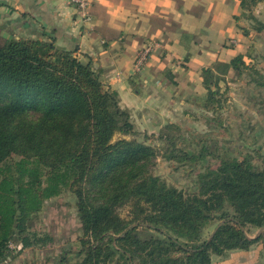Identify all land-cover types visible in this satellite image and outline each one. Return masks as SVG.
Here are the masks:
<instances>
[{"label":"trees","instance_id":"1","mask_svg":"<svg viewBox=\"0 0 264 264\" xmlns=\"http://www.w3.org/2000/svg\"><path fill=\"white\" fill-rule=\"evenodd\" d=\"M258 1L240 0V7L252 29L264 32V21L252 13ZM249 54L202 69L205 109L219 101V82L229 69L254 70L244 60ZM101 74L53 37L0 44V263L11 254L9 243L31 244V221L45 200L64 191L76 197L82 232L76 264H210L213 255L254 242L264 251V230L248 235L264 226V152L221 155L197 172L196 191L186 193L153 173L156 147L135 137L113 140L136 130ZM172 129L179 128L159 129L166 158L204 159L205 147L198 153L178 148ZM125 205L126 217L119 212ZM140 226L157 233L142 237Z\"/></svg>","mask_w":264,"mask_h":264},{"label":"crops","instance_id":"2","mask_svg":"<svg viewBox=\"0 0 264 264\" xmlns=\"http://www.w3.org/2000/svg\"><path fill=\"white\" fill-rule=\"evenodd\" d=\"M87 1L83 12L68 0H0V44L53 37L57 47L101 70L135 129L144 132L149 125L153 131L161 121H174L178 107L204 97V67L246 54L264 36L254 29L244 33L240 0ZM259 5L264 8V0ZM147 45L148 57L135 69L137 53Z\"/></svg>","mask_w":264,"mask_h":264},{"label":"rangeland","instance_id":"3","mask_svg":"<svg viewBox=\"0 0 264 264\" xmlns=\"http://www.w3.org/2000/svg\"><path fill=\"white\" fill-rule=\"evenodd\" d=\"M256 10H260V18L264 21V8L259 5ZM243 15L246 19H242L243 23L252 29L247 12ZM259 41L260 44L256 46L250 44V54L245 60L254 70H242L241 73L234 71L223 76L219 82V101L214 103L212 109L203 107L202 97L187 102V106L178 107V116L174 121L160 122L161 127L167 123L178 126V130H171L178 148L198 153L205 147L206 156L203 160L188 164L179 162L177 156L166 158L164 153L167 145L158 138L160 126L149 131L153 127L147 125L145 132L138 126L135 135L115 134L113 140L135 137L156 147L153 173L186 193L196 191L197 172L207 166H214L221 155L230 154L241 158L248 153L253 156L263 153L264 84H257L255 78L264 83V36ZM168 114L170 112L166 116ZM75 201L76 197L70 191L45 200L36 219L31 221L30 231L34 233L29 236L31 244L25 247L20 243L12 244L11 254L0 264H76L82 258L78 253L82 232ZM128 209L127 205L120 207L121 216L126 217ZM211 229V226L208 227L205 234H209ZM138 230L142 237L157 233L149 227L140 226ZM258 230L252 229V234L248 235L251 237ZM36 237L43 239V242L37 241ZM210 264H264L262 244L254 242L247 250L235 249L224 256L213 255Z\"/></svg>","mask_w":264,"mask_h":264},{"label":"built area","instance_id":"4","mask_svg":"<svg viewBox=\"0 0 264 264\" xmlns=\"http://www.w3.org/2000/svg\"><path fill=\"white\" fill-rule=\"evenodd\" d=\"M69 3L71 5H73L74 7H76L77 9L81 10V11H85L87 5H88V1L87 0H68ZM151 47L149 45L141 48L140 51H138L136 59H135V69H139L141 67V65L144 63V61L147 59L149 51H150ZM13 243H9V247L12 246Z\"/></svg>","mask_w":264,"mask_h":264},{"label":"water","instance_id":"5","mask_svg":"<svg viewBox=\"0 0 264 264\" xmlns=\"http://www.w3.org/2000/svg\"><path fill=\"white\" fill-rule=\"evenodd\" d=\"M223 222V220H221L218 224H217V226L214 228V230H213V232L210 234V236L207 238V241L211 238V236L213 235V233L215 232V230H216V228L221 224ZM136 225H138V223H133L132 225H130L129 226V228H131V227H133V226H136ZM264 230V226L263 227H261L256 233H255V235H253V236H249V238H255V237H257L262 231Z\"/></svg>","mask_w":264,"mask_h":264}]
</instances>
